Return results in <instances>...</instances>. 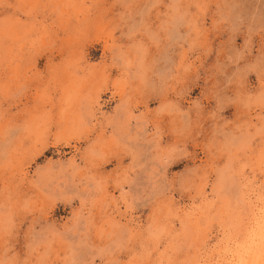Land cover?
<instances>
[{
  "label": "rangeland",
  "instance_id": "obj_1",
  "mask_svg": "<svg viewBox=\"0 0 264 264\" xmlns=\"http://www.w3.org/2000/svg\"><path fill=\"white\" fill-rule=\"evenodd\" d=\"M251 202L264 0H0V264H212Z\"/></svg>",
  "mask_w": 264,
  "mask_h": 264
},
{
  "label": "bare ground",
  "instance_id": "obj_2",
  "mask_svg": "<svg viewBox=\"0 0 264 264\" xmlns=\"http://www.w3.org/2000/svg\"><path fill=\"white\" fill-rule=\"evenodd\" d=\"M243 199L244 198H241V200ZM251 203L254 208H247V210L253 211L254 209L256 213L254 214L252 212L253 215H255L253 218L255 222L252 223L250 230L251 235L248 237L249 240L246 244L247 247H245L241 253H236L237 255L235 253H219L218 256L215 257L216 259H213L214 263L212 264H264V208L258 207V204L255 205L253 202Z\"/></svg>",
  "mask_w": 264,
  "mask_h": 264
}]
</instances>
